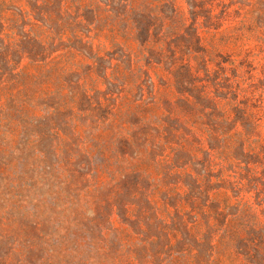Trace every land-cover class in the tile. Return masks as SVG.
<instances>
[{"label": "rangeland", "instance_id": "obj_1", "mask_svg": "<svg viewBox=\"0 0 264 264\" xmlns=\"http://www.w3.org/2000/svg\"><path fill=\"white\" fill-rule=\"evenodd\" d=\"M0 264H264V0H0Z\"/></svg>", "mask_w": 264, "mask_h": 264}]
</instances>
